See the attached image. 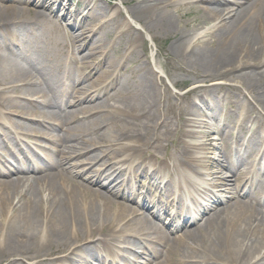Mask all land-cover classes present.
<instances>
[{"label":"bare ground","instance_id":"bare-ground-1","mask_svg":"<svg viewBox=\"0 0 264 264\" xmlns=\"http://www.w3.org/2000/svg\"><path fill=\"white\" fill-rule=\"evenodd\" d=\"M62 1L0 0V126L9 131L16 127L28 130L26 141L42 137L59 146L47 150V160H38L36 166L28 164L29 155L22 152L20 144L14 151L22 158L12 151L6 157L0 154V264H12L5 259L9 253L21 256L28 264L79 261L90 264L81 246L80 254L73 253L72 246L58 250L55 247L77 238H83V245L90 244L85 249H90L91 256L104 264L128 263L130 260L123 261V254L117 252L127 229L133 239L131 256L137 262H152L151 251L154 258L159 259L155 264H264V253L261 255L260 251L264 248V200L258 199L264 193V184L259 186L258 196L246 201L240 200L228 184H218L215 174L222 168L230 174L240 172L242 159L234 157L231 151L222 154L226 167L210 163L211 168L206 172L196 169H203L208 163L204 158L199 160L201 164H196L194 157L200 149V144L194 142L195 130L204 129V124L195 119L187 121L193 116L195 105L185 100L184 95L176 113L183 122L189 123L179 130V139L173 142L174 150L161 154L165 150L164 143L172 141L167 132L169 114L174 111L173 96L148 60L140 57L144 39L142 32L133 27L135 23L144 30L170 37L166 53L169 61L175 62V66L179 64L183 75L201 79L208 97L218 90L229 91L231 107L241 106L248 113L255 111L264 115V0L174 3L121 0L128 6L126 21L122 20L121 12L103 20L107 6H102L100 0H74V5ZM193 8L201 15L181 26L180 19L193 15ZM56 9L75 27L87 20H98L96 27L83 29L81 36L85 43H76L73 35H63L65 41L61 39L54 20ZM44 10L50 14H45ZM123 24L127 28L118 31L119 43L105 44L102 35ZM208 24H211L209 28L197 29ZM97 29L101 32L99 35ZM87 42H92L105 56L92 67L81 60L75 71L72 64L76 65L77 52ZM67 63V76L59 78L55 68ZM102 64L104 70L90 88L81 91L75 87L74 81H85ZM168 68L169 65L166 70ZM166 75L176 87L177 72L167 71ZM111 88L115 89L105 96ZM197 88L194 86L189 91ZM3 92L11 96L2 97ZM22 95L34 99L29 98L25 104L17 99ZM201 102L211 115L217 113L210 99L203 97ZM62 105L73 106V111L66 112L72 121H64L68 115L62 116L57 111ZM78 113L87 118L86 121L74 123L80 116ZM6 114L21 116L28 124L10 117H6L5 122L2 116ZM245 122L238 125L235 137L230 131L225 132L221 137L223 146L228 148L231 140L239 139L246 130ZM262 128L263 124L258 121L250 139L242 142L250 149L247 157H251L252 152H257L256 157L260 153L261 150L251 145ZM43 129L57 130L61 134L49 136ZM222 130L224 124H219L217 132ZM71 139L77 140V146L68 141ZM90 151H95L94 160H107L101 168H96L95 164L86 172V166L95 161L83 160L85 157L81 155ZM167 161H172V166L166 167ZM259 162L250 183L247 179L249 188L256 182L253 180L258 177V171L263 172L264 177V150ZM184 171L188 172L182 183L186 191L191 189L198 193L202 202L210 196L217 199L211 205L213 213L202 224L190 231L182 229L181 235L172 238L171 233L184 225L179 222L177 227L178 222L172 221L173 226L165 231L147 212L176 210L175 214L186 215L189 221L199 217H196L197 210L193 217L189 215L191 212L184 213L188 208L185 209L182 185L178 187L176 204L172 195L169 197L172 200H162L167 193L175 195L171 190L173 180ZM250 171L247 170L244 179ZM189 173L196 179L192 180ZM241 175H244L242 171L238 177ZM117 176L121 179L120 185L115 180ZM84 177L85 181H81ZM117 185L118 190L111 194L109 191L108 195L109 188ZM235 196L236 199L229 202ZM195 199L190 200L194 206ZM218 200L225 205L216 209ZM135 201L140 204L139 209L128 205ZM137 246L141 253H136ZM98 251L109 255H100Z\"/></svg>","mask_w":264,"mask_h":264},{"label":"rangeland","instance_id":"rangeland-1","mask_svg":"<svg viewBox=\"0 0 264 264\" xmlns=\"http://www.w3.org/2000/svg\"><path fill=\"white\" fill-rule=\"evenodd\" d=\"M172 3L174 2H181L182 0H170ZM77 2V0L75 1ZM74 0H63L62 3L63 4H75ZM185 2H190L185 1ZM62 4V5H63ZM100 4L104 7L107 6L106 8V12L103 14V20L109 19L110 17L113 16H117L119 12H121V17L122 20L126 21L128 18V14L126 12L128 6L127 5H123L121 0H100ZM74 10V8H72ZM183 11H186L183 9ZM193 15L188 16L184 19H180L179 23L182 26L184 23L192 20L194 17H199L201 15V13L196 12V8H193ZM44 13L49 15L50 12L47 10H44ZM102 16V15H98L97 17ZM120 17V18H121ZM81 17H79L80 20ZM54 20L56 22V28H57V33L60 34L61 39L63 41H65V37L69 36V35H73L76 38V43L80 44V43H85V39L83 36H81L83 29L89 28V26H93L96 27V25L98 24V20H95V22H93L92 20L87 22H83L77 27L74 26V24L68 20L67 17H63V12L59 9H56L54 11ZM78 20V21H79ZM102 20V19H101ZM211 24L208 25H202L200 27H198L197 29L200 28H209ZM133 27L137 30H140L142 32V36L144 39V47L141 51V48L139 49V54L140 57L147 59L148 62L150 63L149 65L153 68V70L158 73V78H161L164 80L165 84L167 85V88L169 89V91L172 94V103H173V107H174V111L170 112V130H168L167 135L170 134V138L172 139V141L170 143H164V147L165 150L161 151V154H170L174 149H173V142L177 139H179V130L184 127V125L186 123H189L187 121L195 119L198 120L199 122L204 124V129L201 128V130H195L196 134H194V138H195V143L200 144V149H198V153L197 155H195L194 157H196V164H201V162L199 160H202L205 158L208 160V163L205 164L203 166V169L198 167L196 168L198 171L201 172H206L207 170H209L211 168L210 163L212 165V163L214 164H220L222 167H226V164L224 162L223 159V152H229L231 151L232 155L234 157H239L240 159H242V162L239 164L240 166V172L242 171L244 173V175H241L240 177H238V174H230L229 171L226 168H222L223 170H221V172H217L215 175H217V177L215 176V179L217 181L218 184L220 183H226L228 184L230 187L234 188V192L237 194V197L240 200H247V198L249 197H255L258 196V188L259 186L264 184V178L262 177L263 172H259L258 177H256V180L254 179L253 181L255 182L250 188H249V181L251 180V175L254 174L255 171H257L258 169L256 168V166L259 164V159H260V153L262 152V150H264V115H259V113L257 112H250L248 113V111L246 110V108L243 107H231L230 106V95L231 93L229 91H215L212 95H210V97H208V93L206 92V89L204 87V84L201 83V79H196L193 76L189 77L186 75H183L182 72L180 71V69L178 68V66H175V62H170L169 58L167 56V50L169 47V44L171 43V38L170 37H165L159 33H156L154 31H148V30H144L140 25L138 24H133ZM123 28H127V26H125V24H123V26H119V28L117 29H108L109 34H104L102 35V39L103 42L105 44H117L119 43V39H118V31L120 29ZM96 29V28H95ZM203 30V29H201ZM198 30V31H201ZM115 31V32H114ZM98 35L99 33H101L100 31H98ZM65 37H64V36ZM84 39V40H83ZM69 41V40H68ZM84 41V42H83ZM48 55V54H47ZM104 54L100 53L98 48H95V45L92 44V42H87L86 46L84 48H82L79 52H77V56H78V61L76 60V65L75 63L72 64V69H74L75 71L77 70V67L81 64L79 63V61L81 62L84 61V64H90V67L96 65L97 63L101 62L102 56ZM105 56V55H104ZM78 62V63H77ZM169 65L168 70L167 67ZM68 66L69 64L67 63V65H63L61 67H56L55 68V72L56 75L59 78H65L68 74ZM104 70V64H102L100 66V68H98L96 70L95 73H92V75L87 78L85 81L83 80L82 82H75V87L78 88V90L84 91V89L86 90V88H90L91 83L93 82V80H95V78L97 77V75L101 74L102 71ZM88 71V70H87ZM167 71H172V72H177L178 75V84L176 87H173L171 84L170 78L166 75ZM181 73V74H180ZM230 84L233 85H237L238 83H236L235 81H227ZM194 86H198L197 89L193 90V91H189L190 89H192V87ZM1 89V88H0ZM115 88H111L108 90V92L105 94V96L107 94H110ZM188 92V94H187ZM2 97H7V96H11L10 93H6L3 92L1 93ZM75 95V93H74ZM73 95V96H74ZM182 95H184L186 98L185 100L188 101H193L194 105H195V110L192 111V115L187 118V121H182L178 114L176 113V107L179 106L181 104L180 98L182 97ZM207 95V96H206ZM23 96H27V98L23 97ZM206 97L208 99H210L211 103H213L216 108H217V113L211 115L210 111H208L207 107L201 102V98ZM29 98H33L34 97H30L28 95H22L20 96L19 99L20 101H22V103H28V99ZM36 98V97H35ZM73 98V97H72ZM71 98V100H72ZM238 98V97H237ZM240 102L243 103L242 98H240ZM85 103V102H84ZM84 105V104H82ZM93 105V104H91ZM79 107V106H78ZM83 107V106H81ZM77 108V107H76ZM71 110L73 111V106L71 105H62L60 107H58L57 111H59L61 113V115H68L67 117H65L64 121L69 122L72 121V117L70 118L69 113L67 114L66 112H71ZM7 113V112H6ZM226 113V117H224V114ZM80 116L78 117V120L74 123H82L83 121H86L85 119L87 118H83V115L78 113ZM96 114V113H95ZM213 116V117H212ZM3 120L5 122H7V118L6 117H10L19 121H22L24 123H27L23 117H19L17 115H3ZM93 117V116H92ZM92 117H90L89 119H91ZM261 118V120H260ZM249 119V120H248ZM245 122V132H243L242 134H240L239 139L235 142L234 140L230 141V147L226 148L225 146H223V143L221 141V137L225 134V132L230 131L231 134H233V136L235 137L237 132V127L240 123ZM260 121L263 124V128L260 131L259 134H256L254 136L255 141L253 142V144L251 145V147L253 149H259L261 150L260 153L257 155V152H252L251 157H247L250 149H247L246 145H242V142L244 141V143L250 139V137L252 136V134L254 133V130L257 126V122ZM72 123V124H74ZM28 124V123H27ZM168 124V125H169ZM224 124V130H222V132H217V127L218 125ZM71 125V124H69ZM68 125V126H69ZM52 131V132H50ZM29 131L25 130V129H21L20 127H16L14 130L9 131L7 130V128L0 126V154L3 157H6L7 155L10 154V152H14L17 155H19L18 152H15L19 149H17V145L20 146V149L22 150V152L26 153V155L28 156V159L30 162H28V164H30L31 166H36V164H38V160L45 162L47 160V158L45 157V154L47 152V150H51L55 149V148H59V146L57 147V145L52 144L51 142L44 140L42 137H38L36 140H25V136H27V133ZM43 132H45V134H48L49 136H54L56 135L59 131L57 130H46L43 129ZM172 132V133H171ZM205 132V133H204ZM42 134V133H41ZM58 134H61L58 133ZM69 142H71L72 144H74L75 146H77V140H68ZM197 141V142H196ZM177 142V141H175ZM28 144V146H27ZM79 146V145H78ZM16 147V148H15ZM15 148V151H14ZM226 148V149H225ZM78 150V149H77ZM34 153V155H33ZM95 153V151H90L87 153H84L81 155V157H85L83 158V160H89L93 159V161H95L93 164L86 166L87 170H85L86 172L89 171L90 168H92V165L97 166L96 168H101L102 165L104 164V162L107 160L106 158H102V159H95V155H93ZM161 154H159V156H162ZM86 156H91L89 159L86 158ZM255 156V157H254ZM20 158H22L21 155H19ZM168 167L169 165L172 166L173 162H166ZM83 166V165H82ZM94 166V168H95ZM122 167V166H120ZM214 170H216V167L213 168ZM251 170L248 174V176L244 179L243 176H245V174L247 173V170ZM89 173V172H88ZM91 173V172H90ZM163 178V173L160 172ZM228 177H225V176ZM254 177V175H253ZM220 178V179H219ZM226 178V179H223ZM114 179V178H113ZM247 179L248 182H247ZM81 181H85V177L80 179ZM115 180H118L117 183L119 184V182L121 181L120 178L115 177ZM220 181V182H218ZM120 185V184H119ZM119 185H117L116 187L111 186L108 190V195H109V191L110 194L113 192H116V190H118ZM228 186V187H229ZM175 185L172 186V189H175ZM140 192V190H139ZM170 195H172V197H174V199H176V195H173L172 193L168 194L163 198L164 201H169L172 199H169ZM184 195H186V191H184ZM112 197H114V195H111ZM212 197V198H211ZM217 197V196H216ZM214 196H210L205 202H202L198 199V202L195 204V206H192L190 208L191 211H186V212H191L189 213V215L191 217L193 213H195V211L197 210V216L198 218H195L194 221H189L188 217H186V215H176L173 217V211H169L165 213V215L163 216V218L157 220L154 216H153V211L151 212H147L148 217L155 223H157L163 230L165 231H169V229L173 226L172 225V221H176L178 222L177 227H179V222L181 223V225H184V227L182 226L181 228H179L178 230H176L175 232H173V234L171 233V237H177L179 235H181V231L182 229H187V230H193L195 229L199 224H202L203 221L209 217L210 214L213 213L212 210V203L215 199H217ZM152 198H155V196L153 195ZM211 198V199H210ZM222 199H225L224 196H222ZM229 199V198H228ZM236 196L231 199L229 202H233L232 200H235ZM258 199L264 200V193L260 194ZM121 201V200H120ZM176 201H174L175 204ZM128 205L130 207H134L139 209L140 204L138 202L135 201V203H128ZM206 206L204 209H199V207H203ZM217 208H222L225 204L222 201L221 203L216 204ZM208 208V209H207ZM149 211V210H148ZM185 212V213H186ZM150 214H152V216H150ZM201 215V216H200ZM178 219V220H177ZM180 220V221H179ZM172 225V226H171ZM186 225V226H185ZM189 226H192L189 228ZM124 236L122 240H120V253L122 250V253H124V255H128V256H124V261H128L130 260V262L125 263L123 262V264H155L157 263V261L159 259L154 258V256L152 255V252L149 251L150 255H151V260L152 262L149 263H143V262H137V260L133 259V255L131 256V251L133 250L132 245H131V240L133 241L128 229L125 230L124 232ZM128 236V237H127ZM83 239V238H82ZM81 238H77L75 241L72 242H63V244H59V245H55V247H57L58 249H62L63 247H69L72 246V249H75L73 253H81V248H84V253L85 255H87L89 257L90 260V264H104L101 261L96 260L94 257L91 256V251L90 249H85V247H88L90 244H86L83 245V240ZM83 245V246H82ZM81 246V248H79ZM159 247V246H158ZM51 248H48L47 250H50ZM64 249V248H63ZM46 250V252H47ZM101 250V249H100ZM137 250L136 253H141V249L139 248V246H137ZM261 251V255L264 253V248L261 247L260 249ZM118 252H119V248H118ZM100 255H106V253L104 251H98L97 252ZM109 255V254H108ZM108 255H106L108 257ZM74 259H78V257H76V255L72 254ZM5 259L7 261H10L8 263H12V264H28V262H25L21 256L19 255H13L12 253H9L5 256ZM74 264H81V261L79 262H74ZM122 264V262H121Z\"/></svg>","mask_w":264,"mask_h":264}]
</instances>
